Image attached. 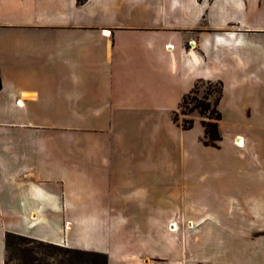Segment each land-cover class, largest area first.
<instances>
[{
	"label": "crops",
	"instance_id": "obj_1",
	"mask_svg": "<svg viewBox=\"0 0 264 264\" xmlns=\"http://www.w3.org/2000/svg\"><path fill=\"white\" fill-rule=\"evenodd\" d=\"M157 1L0 0V264L7 232L107 264H264V141L211 164L202 118L175 119L203 81L264 82V0ZM226 161L244 181L204 186Z\"/></svg>",
	"mask_w": 264,
	"mask_h": 264
},
{
	"label": "rangeland",
	"instance_id": "obj_2",
	"mask_svg": "<svg viewBox=\"0 0 264 264\" xmlns=\"http://www.w3.org/2000/svg\"><path fill=\"white\" fill-rule=\"evenodd\" d=\"M154 4V7L158 5L157 0H144ZM169 1V0H168ZM201 2L203 0H200ZM211 1V0H210ZM170 2V1H169ZM163 6H169L167 0H162ZM161 3V4H162ZM264 1H262V4ZM151 5V4H150ZM262 6V5H261ZM261 12H255L250 14L252 19L256 18L257 21L264 22V8L260 10ZM142 19H144V15L141 13ZM254 16V17H253ZM261 35V34H260ZM259 34H257L256 38L258 39ZM256 57L257 62L256 65L262 63L264 60V49L261 47L260 49H256ZM219 86L216 82H208L203 81L198 84L197 88L187 95L184 100L181 102L179 109L175 113V119L179 123H185L186 121L194 120L197 117L202 116L199 114L198 110L195 108V103L199 101H205L209 103H213L217 94H218ZM236 93H225L222 95V98L219 103V109L222 112L223 119L220 123L222 141V148L217 150H208L209 153L213 154L210 158H214L211 160V164L216 163V157L219 154H231L233 151L235 152L234 146H232L231 141L237 134H243L246 136L251 129V135L256 136L259 140L264 141V127H258V123H255L259 116V112H264V82L257 83L255 86L250 88L249 90L245 89H236ZM243 90V91H242ZM241 92L238 93V92ZM254 118V119H253ZM249 119H253V125L249 128ZM255 125V127H254ZM199 132V127H195L193 130V134H197ZM244 145L243 141L240 144ZM252 152V151H251ZM250 151H247V155H251ZM249 156H246L245 160L241 159L240 165L237 166L240 168L251 167L252 161L249 160ZM231 164L229 162H224L220 166H213L210 169L208 181L204 183V186L208 184L209 187H215L217 185L227 184L228 180L234 181L236 175L230 174ZM223 170L226 171V176L219 175ZM230 174V175H229ZM238 182L236 184L242 183L244 181L243 177H237ZM200 183V180L198 181ZM202 184H200L201 186ZM200 192H198L199 194ZM235 208H227L222 210L225 216L234 217L239 216L236 212ZM264 223L263 220L256 221L257 224ZM21 248H25L27 250H21ZM214 255L213 251L209 247H201L198 249L194 258L196 261H202L205 264L211 263L210 260L213 261ZM6 264H95L94 259L88 255L80 252L71 251L63 246H50L40 241H21L19 244L13 243L11 244L9 251L6 252ZM100 264V263H98Z\"/></svg>",
	"mask_w": 264,
	"mask_h": 264
},
{
	"label": "trees",
	"instance_id": "obj_3",
	"mask_svg": "<svg viewBox=\"0 0 264 264\" xmlns=\"http://www.w3.org/2000/svg\"><path fill=\"white\" fill-rule=\"evenodd\" d=\"M79 3L84 2V0H78ZM219 86L218 94L214 100L213 103L205 102V101H199L195 103V108L198 110L199 114L202 116L201 124L204 128V136H203V142L205 145H210L214 147L220 146V141L222 140V135L219 130V123L222 120L223 116L219 109V103L222 98V82L218 81L216 82ZM198 86V85H197ZM197 86H195L191 92H193ZM2 87V81L0 76V89ZM186 97V96H185ZM184 97V98H185ZM183 98V100H184ZM184 129H190L194 125V120L186 121L185 123L181 124ZM33 241L37 239H33L27 236H23L20 234H15L12 232H7L5 236V245H6V252L9 251V248L11 244L16 243L19 244L21 241ZM40 241V240H37ZM41 243H44L46 245L50 246H59L52 243H47L44 241H40ZM67 248V247H65ZM21 250H27L25 248H21ZM71 251L80 252L83 254H88L94 259L95 264H107V256L104 253L100 252H93V251H85L80 249H72L67 248ZM28 251V250H27ZM7 263V259H5V264Z\"/></svg>",
	"mask_w": 264,
	"mask_h": 264
},
{
	"label": "bare ground",
	"instance_id": "obj_4",
	"mask_svg": "<svg viewBox=\"0 0 264 264\" xmlns=\"http://www.w3.org/2000/svg\"><path fill=\"white\" fill-rule=\"evenodd\" d=\"M236 140L238 143H240V144L242 143V139L240 137H237Z\"/></svg>",
	"mask_w": 264,
	"mask_h": 264
},
{
	"label": "built area",
	"instance_id": "obj_5",
	"mask_svg": "<svg viewBox=\"0 0 264 264\" xmlns=\"http://www.w3.org/2000/svg\"><path fill=\"white\" fill-rule=\"evenodd\" d=\"M236 144L240 145V143H238L237 141H236Z\"/></svg>",
	"mask_w": 264,
	"mask_h": 264
}]
</instances>
